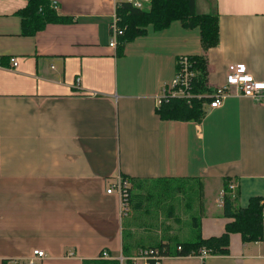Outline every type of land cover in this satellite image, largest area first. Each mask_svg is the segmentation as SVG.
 Listing matches in <instances>:
<instances>
[{"label":"crops","instance_id":"crops-1","mask_svg":"<svg viewBox=\"0 0 264 264\" xmlns=\"http://www.w3.org/2000/svg\"><path fill=\"white\" fill-rule=\"evenodd\" d=\"M50 1L72 21L24 36L18 12L28 0H0V264H26L36 249L46 257L31 264H131L138 249L158 245L175 255L178 243L224 233L226 177L240 208L264 198V101L233 89L198 122L162 120L157 105L180 56L203 59L208 91L224 84L230 63L264 80V0H195L197 14L217 16L214 47L172 21L121 51L109 46L114 0ZM123 176L125 215L107 193ZM199 180L202 202L179 209L188 188L175 185ZM188 209L196 231L186 234ZM227 249L161 264H264V211L261 240L232 233Z\"/></svg>","mask_w":264,"mask_h":264},{"label":"trees","instance_id":"trees-1","mask_svg":"<svg viewBox=\"0 0 264 264\" xmlns=\"http://www.w3.org/2000/svg\"><path fill=\"white\" fill-rule=\"evenodd\" d=\"M21 19L22 35L32 36L42 30L49 23H68L72 19L58 16L56 10L51 7L50 0H28L27 5L18 12ZM119 18V27L123 30L117 37V49L121 51L123 44L132 41L146 32L148 26L153 29H162L172 21H180L186 27H197L200 31L201 45L203 48H211L218 41L217 16L212 13L197 14L195 0H153L147 10L133 8L128 3L116 8ZM195 63L197 76L192 83V93H203L205 87V64L200 56H192ZM207 98H193L189 102L184 99H171L162 103L158 108V114L162 120L200 121L205 115L204 103ZM126 179L124 176L122 177ZM230 179L223 181V215L230 221L225 224L224 233L219 236H211L205 239L199 238L194 242L178 243L182 247L181 254L196 252L205 248L212 253L224 254L228 252L229 235L239 234L243 243L258 242L263 236V211L264 198L251 197L247 207L237 206L238 190L229 188ZM200 193L202 183L198 181ZM129 211L132 197L129 190ZM128 211V212H129ZM149 248V247H145ZM162 253L170 250L168 245H158ZM83 264H116L101 260L84 261Z\"/></svg>","mask_w":264,"mask_h":264},{"label":"built area","instance_id":"built-area-1","mask_svg":"<svg viewBox=\"0 0 264 264\" xmlns=\"http://www.w3.org/2000/svg\"><path fill=\"white\" fill-rule=\"evenodd\" d=\"M153 0H114L115 12L111 16L109 22L110 42L109 46H117V37L122 34V29L119 27V18L116 15V8L123 3H128L133 8L139 10H147ZM51 7L56 10L57 4L51 2ZM12 67L18 65V61L15 58L10 59ZM197 76L195 63L189 56H180L177 59L176 72L169 86H164L161 89L160 95L157 97V105L166 103L171 99H184L189 102L191 99L207 98L204 103V109H214L222 105L226 97L231 95V91L234 89L235 93L241 97H247L253 99L256 102L264 101V80L256 79L252 74L247 72L246 66L241 63H230L226 69L225 82L221 86H216L214 89L203 93H192V83ZM231 190L235 189L234 184H229ZM116 192L119 197V208L121 215H125L129 211V182L127 179L117 177L107 189V193ZM182 247L177 245L176 254L165 252L162 253L158 248H140L135 255L129 257L131 264H161L163 259L173 256H198L204 258L210 255L211 252L205 248H200L196 252H190L187 254H181ZM46 257L44 251L36 249L33 250L30 257L25 259L23 263L31 264L37 260H42ZM101 257L109 258L106 251L101 253ZM119 260H124L120 257ZM19 261L14 259L11 263L16 264Z\"/></svg>","mask_w":264,"mask_h":264},{"label":"rangeland","instance_id":"rangeland-1","mask_svg":"<svg viewBox=\"0 0 264 264\" xmlns=\"http://www.w3.org/2000/svg\"><path fill=\"white\" fill-rule=\"evenodd\" d=\"M198 2H199V5L201 6L202 1L198 0ZM199 10H201V8ZM175 186L176 187L183 186L182 188H188L187 192L180 194V196L178 195L180 198L177 197L178 201H180V200L183 201L181 203V206H179V209H181V207L185 208L188 205V203L193 204V208H194V207H196V205L199 202H202L203 199H202L201 193L199 191L198 183L186 184V185L178 184V185H175ZM168 196H174V194H171V195H168ZM166 207H168V204H167ZM192 214H193V212L191 211V209L190 210L188 209L187 211H185V218L187 219V222L189 221L188 223L186 222V223L183 224V228H185L186 234L190 233L191 230L196 231V228L192 225V223H193V221L191 219L192 218ZM197 215H199V219H200V215L201 214L199 212H197Z\"/></svg>","mask_w":264,"mask_h":264}]
</instances>
